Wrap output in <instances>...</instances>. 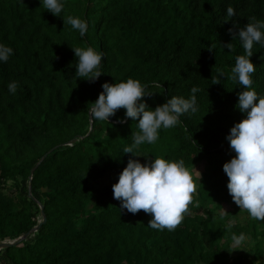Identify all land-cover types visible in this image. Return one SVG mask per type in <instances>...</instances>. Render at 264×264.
Listing matches in <instances>:
<instances>
[{
    "label": "trees",
    "instance_id": "trees-1",
    "mask_svg": "<svg viewBox=\"0 0 264 264\" xmlns=\"http://www.w3.org/2000/svg\"><path fill=\"white\" fill-rule=\"evenodd\" d=\"M60 2L58 17L41 0H0V44L13 49L7 62L0 61V241L37 224L36 199L46 215L33 236L0 251V264H255L264 254V221L234 203L223 165L235 155L226 137L246 118L236 107L243 86L228 79L236 56L246 54L233 33L253 17L264 22V0ZM229 6L234 16L227 15ZM68 16L87 23L84 36L64 24ZM231 42L230 52L224 45ZM70 46L103 54L94 83L75 76L78 58ZM252 51V89L264 96V44L254 43ZM217 70L224 76L212 84ZM129 78L151 94L140 102L152 110L199 89L195 113L162 127L154 144L135 150L146 164L157 157L183 160L197 185L174 231L147 227L151 215L121 211L113 198L119 174L130 158L140 157L123 153L139 131L138 120L126 117L125 109L108 121L89 117L104 83ZM13 81L15 94L8 90ZM46 153L33 174L35 199L28 194L29 175ZM201 161L206 165L199 180L191 170ZM105 176L111 180L97 186ZM224 203L236 210L220 219L216 211ZM241 233L255 242L252 259L231 255L232 235Z\"/></svg>",
    "mask_w": 264,
    "mask_h": 264
},
{
    "label": "clouds",
    "instance_id": "clouds-1",
    "mask_svg": "<svg viewBox=\"0 0 264 264\" xmlns=\"http://www.w3.org/2000/svg\"><path fill=\"white\" fill-rule=\"evenodd\" d=\"M41 4L53 15L61 17L63 4L60 0H41ZM227 15H235L231 6L227 8ZM63 22L71 25L81 36L87 32V23L77 17L68 16L63 18ZM261 29H264V22L256 21L253 17L238 33H233V40L239 38L246 54L236 56L228 79L243 86L238 93L236 107L246 114V118L236 123L226 137L235 155L224 163L223 171L228 177L227 189L234 203L252 219L264 221V96H258L252 89V74L256 66L249 59L253 55L254 43L264 44ZM229 32L233 30L229 29ZM224 47L230 52L233 50L232 42ZM71 48L78 58L75 76L94 83L102 74L98 69L103 54L92 47ZM12 53V48L0 44V61L7 62ZM217 71L218 75L212 76V84H220L219 78L224 76L222 70ZM17 87L15 81L8 84L12 94L16 93ZM102 88L98 99L88 109L91 120L108 121L119 109L126 110V117L138 120L139 131L132 132L133 143L123 149L125 154L144 156L135 151L140 145L154 144L159 138V129L175 127L180 123V116L198 110L195 93L199 89L196 87L191 89L189 99L173 96L154 110L146 102H140L145 95L151 94L145 93L144 86L138 80L129 78L126 82H106ZM118 122L124 123V120ZM196 190L197 185L183 160L168 161L159 157L147 164L130 158L119 174L118 182L112 185L113 198L120 201L121 211L126 209L129 213L137 214L142 210L152 217L147 227L160 231H174L182 223ZM232 226L230 222L227 227L230 230ZM249 239L244 233L232 235L236 245Z\"/></svg>",
    "mask_w": 264,
    "mask_h": 264
},
{
    "label": "rangeland",
    "instance_id": "rangeland-1",
    "mask_svg": "<svg viewBox=\"0 0 264 264\" xmlns=\"http://www.w3.org/2000/svg\"><path fill=\"white\" fill-rule=\"evenodd\" d=\"M137 160H139L141 164H146L144 157L140 156L137 158ZM205 165H206V162L201 161L199 164H197L195 167L192 168L191 172L193 173V176L195 178H199V175L202 174V172L204 171ZM110 180L111 179L109 176H105L98 181L97 186H104ZM28 187H29V182H28ZM8 191L10 193H15V190L13 187H9ZM235 208L236 206L234 207V205L231 203H224L223 207L220 208L219 211H216V216L222 219L230 211L236 210ZM242 212L243 211H239V213H242ZM246 236L249 237L250 239L240 245H236L235 242L231 239V246H232L231 255L233 256H245L246 255L248 256L249 259H252L255 256V253L250 249L251 247L254 246L255 242L250 235L247 234ZM261 262L264 263V254L260 258L257 259L255 264H260Z\"/></svg>",
    "mask_w": 264,
    "mask_h": 264
},
{
    "label": "water",
    "instance_id": "water-1",
    "mask_svg": "<svg viewBox=\"0 0 264 264\" xmlns=\"http://www.w3.org/2000/svg\"><path fill=\"white\" fill-rule=\"evenodd\" d=\"M92 121V120H91ZM92 129V125L90 126V130ZM52 151V150H51ZM48 153H46L45 155H43L41 157V159L39 160V162L31 169L30 175H29V196L30 197H34L33 193H32V179H33V174L35 172V170L38 168V166L40 165V163L47 157ZM36 199V198H35ZM36 201L39 203L40 205V215L38 217V222L35 226H33L29 231L23 233L21 236L15 238V239H5L0 241V251L4 248L7 247H11V246H16L19 245L21 242H23L24 240L28 239L29 237L33 236L42 226V224L46 221V215L44 212V207L43 204H41L40 201H38L36 199Z\"/></svg>",
    "mask_w": 264,
    "mask_h": 264
}]
</instances>
